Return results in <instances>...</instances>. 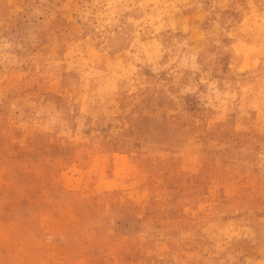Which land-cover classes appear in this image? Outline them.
Instances as JSON below:
<instances>
[{
  "label": "rangeland",
  "instance_id": "374dc122",
  "mask_svg": "<svg viewBox=\"0 0 264 264\" xmlns=\"http://www.w3.org/2000/svg\"><path fill=\"white\" fill-rule=\"evenodd\" d=\"M0 264H264V0H0Z\"/></svg>",
  "mask_w": 264,
  "mask_h": 264
}]
</instances>
